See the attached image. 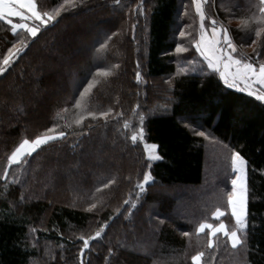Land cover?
<instances>
[{"label":"trees","instance_id":"trees-1","mask_svg":"<svg viewBox=\"0 0 264 264\" xmlns=\"http://www.w3.org/2000/svg\"><path fill=\"white\" fill-rule=\"evenodd\" d=\"M40 2L50 9L63 0ZM188 2L143 0L140 7L141 0H83L37 37H28V47L0 74V174L21 139H32L54 123L61 128L73 124L65 128L70 133L65 139L33 153L31 167L13 165L9 179H0V264H80V237L93 235L104 221L108 227L103 238L90 242L83 264H193L191 256L198 251L205 252L204 264H264V102L228 87L218 72L207 68L193 43L200 20ZM257 3L210 0V16L228 24L242 46L239 52L253 54L252 32L264 28ZM103 18L105 26L96 29ZM244 21L248 23L241 27ZM85 23H93L89 31L94 36L83 53L85 60L50 94L59 71L44 65L46 59L56 60L47 54V46L53 49V42L60 40L72 57L73 38L83 36ZM62 24L66 28L59 31ZM8 28L0 20V60L20 38ZM181 31L191 35L181 37ZM112 33L116 35L101 48ZM259 39L264 40V32ZM41 40L47 41L45 46ZM181 43L187 52H176ZM117 64L114 75H96L98 69ZM93 75L100 84L85 97L87 107L114 111L107 121L86 117L75 125L81 109L74 101ZM20 77L35 90L22 84L23 92L15 97L9 90L18 88ZM63 108L68 112H61ZM141 126L143 139L132 142L131 135ZM199 131L213 139L197 135ZM143 140L155 144L162 159L150 161ZM233 150L248 162L247 242L232 249L217 233L209 248L208 230L196 232L199 223L222 220L229 230L235 225L227 206ZM148 172L152 179L140 193L136 186ZM13 174L19 183H12ZM110 180L115 182L101 187ZM129 199L135 207L124 203ZM91 203L97 208L89 211ZM216 208L225 211L220 220L212 216Z\"/></svg>","mask_w":264,"mask_h":264},{"label":"snow or ice","instance_id":"snow-or-ice-1","mask_svg":"<svg viewBox=\"0 0 264 264\" xmlns=\"http://www.w3.org/2000/svg\"><path fill=\"white\" fill-rule=\"evenodd\" d=\"M120 0H116L119 4ZM214 2V0H213ZM83 0H63V3H59L58 6L53 8H47L40 0H0V20L5 21L8 30L13 35H19L17 43H13L11 47L7 49L6 54L0 60V74L6 71L7 66L13 62V60L19 57L20 53L28 47L27 38L37 37L43 27H46L50 23L57 20L62 12L67 11L69 8H75L82 4ZM195 4V10L199 15V37L193 38L196 51L207 62V68L213 72H218L223 83L230 88H240L243 84L244 87L240 88L241 91L247 92L249 95L255 97L257 100L264 102V40H260L261 33L264 32V28H256L252 34L256 39L252 40L249 47H253V54L241 53L238 51L237 43L235 42L232 33L229 30L228 24L222 20H217L215 16L207 17L210 21V28L205 26L206 13L204 5L209 3V0H193ZM143 0H141V5ZM211 7V5H209ZM258 12L260 13L261 20H264V0H258L256 5ZM251 19V18H249ZM248 21H244L241 27H244ZM134 27V26H133ZM26 34V35H25ZM116 33H112L107 39L100 45L101 48L106 47L107 41L111 40L112 36ZM181 37L189 36L191 33L181 31L179 33ZM243 38V37H241ZM177 53L187 52L188 49L181 43L176 47ZM189 64H194L196 61H189ZM139 66V64L137 65ZM119 65H112L111 68H100L97 70L96 75H103L109 77L114 75V70L118 69ZM203 71V68L200 69ZM187 71V69H182ZM137 80L140 79V73L136 74ZM100 84V81L93 75L91 80H88L85 85L82 86V91L78 93V99L74 101V107L81 109L79 115L74 120L75 125H82L86 117H92L96 120L98 117H104L107 121L110 113L114 111L112 107L107 108L104 111H93L87 107V101L85 97L89 96L92 89L96 88ZM139 108V105H137ZM61 112L67 113L68 109L63 108ZM57 117L63 119V116L58 112ZM117 116H122V113H117ZM128 122L125 121L124 125L127 127ZM140 124H143V117H140ZM73 124H65V128H72ZM90 128L91 125H88ZM65 128L57 123H54L51 127L44 129V131L34 138L29 139L27 137L20 140V142L14 147L10 154L6 157V166L0 179L7 181L9 179V168L16 165L18 168L23 166H30V158L33 157V153H37L41 146L49 145L52 142L65 139L70 133ZM59 129V130H58ZM144 129L141 126L138 132H134L130 139L132 142H136L137 138L143 139ZM197 135L209 139H213L208 136L206 132L199 131ZM157 146L151 145L152 149ZM38 154V153H37ZM148 159H162L158 154L149 155ZM247 160L241 154L240 151H232L231 154V166L237 173L236 177L231 180L232 189L227 193V206L230 209V215L235 221V225L232 230H229L228 226L220 220V217L225 215V211L221 208H216L212 213V216L216 220H220L218 224L208 223L207 221L199 223L196 228L197 233H203L208 230V247L214 246L213 237L217 233H221L227 238L232 249L242 247L247 242V232L249 231V188L247 181ZM151 173H145L143 180L137 184V189L140 193L146 191V186L151 181ZM114 180H110L108 183L103 184L102 188H107L109 184L114 183ZM12 183L16 184L19 181L16 179L15 174L12 177ZM100 191V188L97 189ZM21 202L24 201V196L20 197ZM125 204H129L130 207H135V204L131 200H125ZM97 208V203H91L89 205V211ZM110 219H112L110 217ZM108 227V221L101 223L98 230L93 235L81 236L80 247V264H83V256L85 250L90 249V242L103 238L104 230ZM254 227V225L252 226ZM35 232L36 229H31ZM241 233L245 235L242 237ZM185 236H190L191 233L185 232ZM205 257L204 251H198L195 255L191 256L193 264H204L203 258ZM214 258V257H213Z\"/></svg>","mask_w":264,"mask_h":264},{"label":"rangeland","instance_id":"rangeland-1","mask_svg":"<svg viewBox=\"0 0 264 264\" xmlns=\"http://www.w3.org/2000/svg\"><path fill=\"white\" fill-rule=\"evenodd\" d=\"M209 4H210V0H209V3L208 4H205L204 5V9H205V13H206V19H205V26L206 27H209L210 28V21H209V19L207 18V17H210V14H209V12H208V8H209ZM185 5V4H184ZM183 4H182V7L184 6ZM186 5H189V7H192V9L193 10H195V4L193 3V0H189V2L188 3H186ZM196 11V10H195ZM195 13H197V12H195ZM198 15V14H197ZM198 17H199V15H198ZM74 18V20L75 21H78L79 23L81 22L82 23V21L81 20H83L81 17L80 18H77V17H73ZM84 21V20H83ZM105 21H104V18L103 19H98V22H97V26H96V29H99L101 26H105ZM93 26V23H91L90 25H89V23H85V25L84 26H82L83 28H82V30H83V36L82 35H80V36H77V37H75V38H73L74 39V42H75V45H76V47L74 48L75 49V51L74 50H72V52H73V56L71 57L70 56V53H69V55H67V51L69 52V49H68V47L65 45V44H63V42L62 41H60V40H58V41H54L53 42V44L52 45H55L54 47H53V49H51V47L50 46H47L48 47V55H53V56H55L56 57V60L55 61H53V62H51V61H49L48 59H46L45 61H44V65H46L47 66V64L48 65H50L49 66V68H51V69H57L58 71H59V73H56L55 75H54V82H53V85L52 86H50L49 87V92H50V94H52V93H55L56 94V92H58V90H60V88H61V86H62V82H63V80L64 79H66L67 80V73L68 72H73L72 70L74 69V68H72L74 65H77V66H80L81 65V63L83 64V59L85 60V56L83 55V53L85 52V50H86V48L88 47V43L90 42V40L92 39V38H94V36H93V34L91 33V31H89L90 30V28ZM64 28H66V26L64 25V24H62L61 26H59V31L61 30V29H64ZM95 29V30H96ZM99 31L100 30H97L96 31V33H99ZM198 37H199V34H198ZM47 41H45V40H41L40 41V44L41 45H44L45 46V43H46ZM66 49V50H65ZM63 51V52H62ZM239 51V50H238ZM61 52L63 53L62 55H61ZM66 52V53H65ZM241 53H243L242 51H241ZM202 57V56H201ZM43 58V57H42ZM203 58V57H202ZM43 59H45V58H43ZM204 59V58H203ZM40 61V60H39ZM38 61V62H39ZM76 61V62H75ZM206 62V61H205ZM206 64H207V62H206ZM31 71V70H30ZM63 73V74H62ZM62 74V75H61ZM22 84H24V86H23V88L24 89H26V90H30L31 92H33L34 90H35V87H34V84H28L27 83V80H24L22 77H20V80H19V82L17 83V89H14V88H10V90H9V93L12 95V96H17V95H19L18 94V92L19 93H22L23 91H22ZM21 85V86H20ZM244 87V85L243 84H241L240 85V88H243ZM240 88H238V89H240ZM15 96V97H16ZM19 97H20V95H19ZM52 100H53V98H52ZM16 102H17V100L16 101H11L10 103H12L10 106H9V112H13L14 111V109H15V104H16ZM33 107H35V106H33ZM143 142H144V147H145V151H146V154H147V156L149 157V155L151 154V155H156V154H158L157 153V148H155V149H152L151 148V145H153V144H151V143H146L144 140H143ZM153 160H156V159H153ZM232 167V166H231ZM232 173L234 174V177L232 178V179H234L235 177H236V175H237V173L234 171V169L232 168ZM184 192V194H187V192H185V191H183ZM234 220V219H233ZM226 225H227V223L226 222H224ZM228 226V225H227Z\"/></svg>","mask_w":264,"mask_h":264}]
</instances>
